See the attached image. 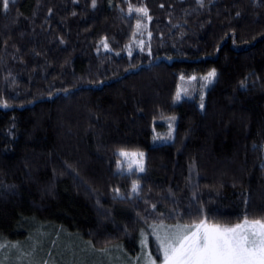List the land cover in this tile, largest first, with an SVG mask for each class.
Masks as SVG:
<instances>
[{"label": "trees", "instance_id": "1", "mask_svg": "<svg viewBox=\"0 0 264 264\" xmlns=\"http://www.w3.org/2000/svg\"><path fill=\"white\" fill-rule=\"evenodd\" d=\"M122 151L143 170L118 175ZM245 218L264 219V0H0V249L159 261L151 225Z\"/></svg>", "mask_w": 264, "mask_h": 264}, {"label": "snow or ice", "instance_id": "2", "mask_svg": "<svg viewBox=\"0 0 264 264\" xmlns=\"http://www.w3.org/2000/svg\"><path fill=\"white\" fill-rule=\"evenodd\" d=\"M95 2L93 0V6ZM8 5L9 0H3L5 9ZM138 11L146 14L145 9ZM103 43L107 48L106 41ZM215 75L213 70L204 79L211 80ZM121 155L129 154L122 151ZM136 188L134 184L133 190ZM156 239L163 251V264H264V219L249 221L245 218L241 224L224 228L208 226L202 220L192 226L176 225L164 235L157 232Z\"/></svg>", "mask_w": 264, "mask_h": 264}, {"label": "rangeland", "instance_id": "3", "mask_svg": "<svg viewBox=\"0 0 264 264\" xmlns=\"http://www.w3.org/2000/svg\"><path fill=\"white\" fill-rule=\"evenodd\" d=\"M188 87L185 88H181V91L177 92V96L179 94V98L183 97V94L186 93H191L193 95L194 93V89L192 88L191 85H189V89H187ZM165 113H160V117H165ZM129 155L128 156H122L121 152L119 153L118 156V160L119 163L121 164V169H119L117 171V174L120 175L121 173H123L124 171L131 169V170H139L141 171V168L143 169L144 166V156L143 154L141 155V153H132V152H126ZM200 223V222H199ZM199 223H194V224H187V223H174V224H160V225H151L148 229L150 236L153 238V240L155 241V243L157 244L158 247V251H159V261L155 260L153 256L150 255V253L148 252L146 254L147 256V264H152V262L154 261V264H163V251L160 249L159 246V241L156 239V235L157 232L160 235H164V233L166 231L172 230L175 228L176 225H187V226H192V225H196ZM206 223V222H205ZM243 222H240L238 224H241ZM207 224V223H206ZM208 226H218L221 228L224 227H233V226H221V225H209ZM237 225V224H236ZM155 229V231H154ZM146 244H147V240L145 239ZM33 244V247H32ZM64 243L63 242H57L55 244V248L54 250L57 252H59L60 250H65L69 256H71L72 258L75 259H65V262L68 264H72L75 262V260L77 261L76 264H131L129 261L131 260H127L125 263H122L116 256L114 255H89V254H85L84 252L78 251V250H66V245H64L62 247ZM43 248V244H34L33 241H30L28 244L24 245V246H20V245H11L8 247H5L3 249H0V264H36V263H40L42 260V258H37L39 259L37 262L36 256H34V253L31 252V249H35L36 247H40ZM148 251V250H147ZM149 257H151V260L149 259ZM56 259V255L51 257L50 260L47 261V264H51L53 261H55ZM143 259L144 262L146 264V260L145 258H139V260H133L134 264H142L143 263Z\"/></svg>", "mask_w": 264, "mask_h": 264}]
</instances>
